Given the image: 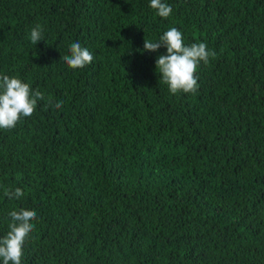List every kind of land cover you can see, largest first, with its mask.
<instances>
[{
    "label": "trees",
    "instance_id": "1",
    "mask_svg": "<svg viewBox=\"0 0 264 264\" xmlns=\"http://www.w3.org/2000/svg\"><path fill=\"white\" fill-rule=\"evenodd\" d=\"M163 2L0 0V75L45 95L0 129V237L37 214L22 264H264V0ZM172 27L216 52L195 94L143 51ZM74 42L91 65L64 62Z\"/></svg>",
    "mask_w": 264,
    "mask_h": 264
},
{
    "label": "clouds",
    "instance_id": "2",
    "mask_svg": "<svg viewBox=\"0 0 264 264\" xmlns=\"http://www.w3.org/2000/svg\"><path fill=\"white\" fill-rule=\"evenodd\" d=\"M150 7L164 19H168L173 12L172 7L163 0H150ZM42 40V29L39 26L33 28L31 43L37 44ZM161 47L166 48V54L159 55L156 60L160 80L173 95L195 94L199 89L198 69L201 63L207 65L211 59H215L216 52L209 50L203 42L185 44L183 33L176 27L165 31L156 42L145 39L143 51L157 52ZM69 53L62 59L71 69H83L93 63V55L79 42L70 45ZM44 99V93L38 89L33 90L29 83L20 78L0 75V129H14L23 118L31 117L37 109L38 101ZM62 105L63 101L56 102L54 108L60 109ZM3 194L10 200L24 196L19 187L14 190L5 187ZM8 216L11 218L10 230L0 237V260L2 264H22L24 246L35 230L37 214L33 210L20 208L10 211Z\"/></svg>",
    "mask_w": 264,
    "mask_h": 264
}]
</instances>
